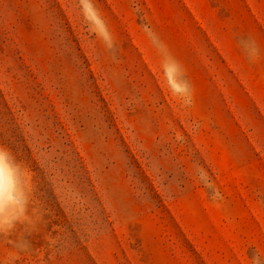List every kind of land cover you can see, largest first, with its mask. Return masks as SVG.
I'll return each mask as SVG.
<instances>
[{"label": "rangeland", "instance_id": "obj_1", "mask_svg": "<svg viewBox=\"0 0 264 264\" xmlns=\"http://www.w3.org/2000/svg\"><path fill=\"white\" fill-rule=\"evenodd\" d=\"M0 147V264H264V0H0Z\"/></svg>", "mask_w": 264, "mask_h": 264}, {"label": "clouds", "instance_id": "obj_2", "mask_svg": "<svg viewBox=\"0 0 264 264\" xmlns=\"http://www.w3.org/2000/svg\"><path fill=\"white\" fill-rule=\"evenodd\" d=\"M5 175L11 180L16 176L26 177L27 173L21 162L8 149L0 147V182L3 181ZM26 204L27 201H25V210H27Z\"/></svg>", "mask_w": 264, "mask_h": 264}, {"label": "bare ground", "instance_id": "obj_3", "mask_svg": "<svg viewBox=\"0 0 264 264\" xmlns=\"http://www.w3.org/2000/svg\"><path fill=\"white\" fill-rule=\"evenodd\" d=\"M3 181H4V178H3ZM3 181H2V182H0V188H1V186L3 185Z\"/></svg>", "mask_w": 264, "mask_h": 264}]
</instances>
